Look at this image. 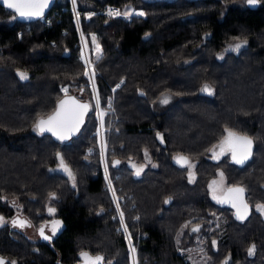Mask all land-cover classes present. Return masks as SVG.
Wrapping results in <instances>:
<instances>
[{
    "label": "trees",
    "instance_id": "1",
    "mask_svg": "<svg viewBox=\"0 0 264 264\" xmlns=\"http://www.w3.org/2000/svg\"><path fill=\"white\" fill-rule=\"evenodd\" d=\"M75 4L81 32L96 33L102 45L94 81L106 110V161L127 234L109 209L93 134L95 100L77 56L70 0H55L45 11L55 13L50 27L40 18L23 21L0 2V198L14 203L10 216L20 214L34 226L49 216V207L65 225L51 247L17 230L10 240L0 234V247L10 248L19 264H75L81 252L101 256L100 264H131L130 244L137 264H191L180 250L196 246L205 254L202 264H264V217L254 209L264 203V0L254 7L247 0ZM107 5L142 8L145 16L81 14ZM240 41L247 43L229 50ZM64 84L70 91H60ZM64 94L86 100L89 110L80 132L60 142L33 125ZM225 128L253 140L242 166L229 155L211 158ZM58 152L74 182L59 167ZM180 154L193 164V178L187 165L176 163ZM219 170L228 186L245 188L251 213L244 220L210 196L208 181Z\"/></svg>",
    "mask_w": 264,
    "mask_h": 264
},
{
    "label": "snow or ice",
    "instance_id": "2",
    "mask_svg": "<svg viewBox=\"0 0 264 264\" xmlns=\"http://www.w3.org/2000/svg\"><path fill=\"white\" fill-rule=\"evenodd\" d=\"M4 6L8 9H13L17 16L23 18H39L42 17L44 14V10L49 6L50 0H2ZM75 4V0H73ZM247 3L251 6H255L258 3V0H247ZM110 15H120L119 12H109ZM139 15H144V13H138ZM127 15V13H125ZM15 18V17H12ZM93 41H95V36H93ZM247 42L240 41L235 45H230L229 50L238 51L241 49ZM97 52H99V46H96ZM85 75H89L86 71ZM21 80L27 79L26 72H19L18 73ZM119 87V85H117ZM203 91L208 92L211 94V89L205 85L202 89ZM63 91L67 92V89ZM97 99V106H99V99ZM161 103H168V97L162 96ZM89 105L88 104H81L77 101L74 97H67L65 100H61L57 104L56 111L47 117L38 118L35 124L33 125L34 130L39 133L43 134L45 132H51L54 136H56L59 140L64 141L68 139L75 131L79 129L81 123H83V116L84 113L88 111ZM100 115L102 116L103 113L101 112ZM226 136L221 141V152L219 155H223L225 151L231 153L232 160L236 164H244L252 155V139L247 135H239L231 130L225 128ZM159 136V134H157ZM147 155V153H145ZM219 155H213L214 159H219ZM57 158L60 160L59 167L62 168L65 172H67L70 179L75 181V177L71 172V169L67 166L64 162L63 157L57 153ZM177 163L180 164H189L187 157H177ZM115 163H119L116 161ZM191 167V165L189 164ZM142 169H137L136 175L140 174ZM221 178L223 177V173L219 174ZM191 178V176H190ZM222 182V181H221ZM109 187H111V182H109ZM209 188L212 190L213 199L217 200L218 203H231L232 207L236 209V216L237 219L244 220L245 217L249 214L248 205L244 202V191L245 189L242 187H232L228 188L227 191L224 193L223 196H217V190L219 189V184L217 181H212L209 184ZM168 202L167 200L165 201ZM257 209L264 213V205H257ZM49 213H54L55 209L49 208ZM121 221H123V213H121ZM14 224H19V226L23 227L26 221H13ZM61 227V222L59 220H53L51 224V231L53 235L57 232L58 229ZM198 226L193 229V231H197ZM40 235L48 240L51 237L45 236L44 234V227L41 226L40 228ZM213 245H215V241H213ZM130 251L133 255V264H135V248L130 246ZM254 252V246L249 247L248 254L252 255ZM80 257L84 260V264H98L103 258L101 256L92 257L87 252H81ZM0 264H4L2 258H0ZM12 264H16L15 261H12Z\"/></svg>",
    "mask_w": 264,
    "mask_h": 264
},
{
    "label": "built area",
    "instance_id": "3",
    "mask_svg": "<svg viewBox=\"0 0 264 264\" xmlns=\"http://www.w3.org/2000/svg\"><path fill=\"white\" fill-rule=\"evenodd\" d=\"M70 10H72L74 17H75V21L77 24V28H78V32H79V39L76 42V47H77V56L78 58L83 62L84 66H85V70L89 73V75H86L88 78V84L89 86L93 89V91L95 90V81H94V74H95V70H96V61L102 56V45L101 42L99 41L96 33H90L88 36L84 35L79 27V19H78V15L80 14V11L77 9L76 4L73 3V0H70ZM119 12L120 15H110L109 12ZM136 13H140V10H136L133 12V14L135 15ZM81 14L83 16H85L86 18H89L90 16L94 15V14H99L102 15L105 18H112V17H122V18H128L130 15L132 14H124V11L116 6V5H107L103 8H100L98 10H85L82 11ZM53 15L54 14H50V15H43L42 17H40V20L43 22L44 26L46 27H50L53 23ZM93 36H95V41H93ZM89 38V40H88ZM89 43V45H88ZM91 44V46H90ZM99 46V52H97L96 46ZM124 79L121 78L119 80H117L111 87L110 90L112 93H114L116 91V89L118 88L117 85H119V87L121 86V84L123 83ZM95 98V111H96V125L93 131V134L96 136L97 138V142H98V146H99V152H100V157H101V172L102 175L105 178V185L106 187L109 189L111 195L113 196V199L115 200V205L118 209L119 212V206L116 202V195H115V188L113 186V178L110 175L109 169H108V164L106 161V149H107V132H108V127L105 125V112L104 110L101 108L100 104L99 106H97V97L96 95H94ZM108 106L112 107V98L108 99ZM103 113V115L101 116L100 113ZM109 182H111V187H109ZM120 213V217H121V212ZM121 220V218H120ZM122 223V230L124 231V233L127 234V228L126 225L123 221H121ZM132 244H130L131 246ZM132 247V246H131Z\"/></svg>",
    "mask_w": 264,
    "mask_h": 264
},
{
    "label": "rangeland",
    "instance_id": "4",
    "mask_svg": "<svg viewBox=\"0 0 264 264\" xmlns=\"http://www.w3.org/2000/svg\"><path fill=\"white\" fill-rule=\"evenodd\" d=\"M122 10L124 11V14L125 13L132 14L129 17H132V16H145V12H144V10L142 8H135V7L131 6V5H125V6H123L122 7ZM136 10H140V13L142 12V13H144V15H139L138 13H136L134 15L133 12L136 11ZM88 40H89V38H88ZM88 45H89V43H88ZM90 46H91V44H90ZM259 80H260V78H259ZM69 88H70V86L68 84H64V85H61L60 91L62 93H66L63 90L64 89H67V92H68V91H70ZM209 88L211 89V87H209ZM92 91H93V89H92ZM73 92H75V91H73ZM111 94H113V93L111 92ZM94 95H96V97H97L96 87H95V90L93 91V96ZM94 98H95V96H94ZM110 98H112V97H110ZM103 110H104V112H106L105 109H103ZM221 141L222 140H220L219 142H217L216 145L212 148V150H211V158H213L214 153L217 154V155L220 154V152H221V147H220ZM225 155H229L230 156V152L225 151L224 154L223 155H219V157H223ZM189 164L191 165V167L189 166ZM189 164H187V173H188L189 177L191 176V178H193L194 177L193 164H191L190 161H189ZM136 169H137V167H136ZM220 173H223V172H221L219 170L218 173L214 177L210 178L209 181H208L209 194H210V196L212 198H213V193H212V190L209 188V184L212 181L215 180L219 184V189L217 190V193H216L217 196H221V194L223 193V191L228 187L224 174H223V177L221 178V176L219 175ZM116 199H118V196L117 195H116ZM113 201H115V200L113 199ZM215 201L217 202V200H215ZM117 204L120 205L119 202H117ZM257 205H264V203H257V204L254 205V209L257 210V211H259L257 209ZM119 212L122 213L121 208H119ZM119 212H118V209H116L117 217L120 219L121 217H120V213ZM259 212L264 217V213H262L261 211H259ZM4 221H5V219L0 216V224L3 223ZM219 223L220 222H217L216 225L219 226ZM121 228H122V223H121ZM46 229H47V231H46L47 233L53 234L52 231H51V224H49L48 226H46ZM27 233H29L30 239L34 241L35 240V235H36L35 233H36V231H33V230L32 231H27ZM131 246H132V248H135L134 245H131ZM180 251L182 253H185L187 255V258H188V260L190 261L191 264H202L203 261H204L205 254L203 253V250H202V248L200 246L182 248ZM130 263L133 264V255H132L131 251H130ZM137 263H138V257H137V252H136V248H135V264H137Z\"/></svg>",
    "mask_w": 264,
    "mask_h": 264
},
{
    "label": "flooded vegetation",
    "instance_id": "5",
    "mask_svg": "<svg viewBox=\"0 0 264 264\" xmlns=\"http://www.w3.org/2000/svg\"><path fill=\"white\" fill-rule=\"evenodd\" d=\"M225 136H224V138H225ZM142 167H143L142 165L137 166V169L138 168L141 169ZM108 169H109V167H108ZM112 184L114 186V183H112ZM104 186L109 191V189L106 187V185H104ZM114 190H115V195H117L116 188ZM109 193H110V191H109ZM110 195H111V193H110ZM111 198H112V205L109 207V209H114L115 208V210H116L117 207L115 205V202L113 201V196L112 195H111ZM116 202H119V199H116ZM10 203H11L10 199L7 200V199L0 198V216L5 219V221L0 224V234L2 236L6 235L7 236V240H10V232L13 231V230H17V231L23 233L27 238H30L29 233H27V231H32L33 230V231H36L35 240H34L35 242H39L40 241V242H42L44 244H47V245H49L51 247V243H52V240L54 239V237H56L63 230V228L65 227V225L63 224L62 219L60 217H58V216H52V213H48L49 216L48 217H44V222L43 223H40V224L34 226L33 224L28 222L27 219H25L20 214L16 213V214H12V216H10ZM11 204H14V203H11ZM118 206L120 208V205H118ZM49 208H51V207H49ZM53 220H59L61 222L60 229L57 230L55 235L50 234L52 236V240L51 241H47V242L46 241H42L40 239V236H39V233H38V227L39 226H43L44 227V231L46 232L47 231L46 226H48L49 224H52ZM13 221H26V223L24 224L23 227H21V226H19L18 223L14 224ZM123 222H124V220H123ZM90 256L95 257L94 255H90ZM0 258L3 259L4 264H12V261H15V259L10 256V248L4 249V248L0 247ZM80 260H82V258H80L78 261H80ZM15 262H16V264H19L17 261H15ZM82 264H84V260H83Z\"/></svg>",
    "mask_w": 264,
    "mask_h": 264
},
{
    "label": "water",
    "instance_id": "6",
    "mask_svg": "<svg viewBox=\"0 0 264 264\" xmlns=\"http://www.w3.org/2000/svg\"><path fill=\"white\" fill-rule=\"evenodd\" d=\"M55 0H50V4H49V6L44 10V13H45V11L53 4V2H54ZM0 2L3 4V2H2V0H0ZM4 5V4H3ZM257 5V4H256ZM255 5V6H256ZM251 6V5H250ZM252 7H254V6H252ZM13 10V9H12ZM44 15V14H43ZM19 17V16H18ZM21 20H23V21H30V20H34V19H37V18H23V17H19ZM40 18V17H39ZM67 97H74L77 101H79L81 104H88V102L86 101V100H83V99H80L77 95H75V94H64L61 98H59L58 100H57V102H56V105H55V108L49 113V114H47L46 116H43V117H40V118H44V119H47V117L48 116H50V115H52L55 111H56V108H57V104L61 101V100H65ZM89 105V104H88ZM88 110H89V108H88ZM88 112V111H87ZM87 112L86 113H84V116H83V123H81L80 124V126H79V129L77 130V131H75L68 139H66V140H64V141H61V140H59L56 136H54L51 132H45V133H48V134H50V135H52L53 136V138L55 139V140H57V141H60V142H67V141H69L72 137H74V136H76L79 132H80V130L82 129V127H83V125H84V123H85V120H86V115H87ZM160 136V135H159ZM158 136V137H159ZM252 139V138H251ZM253 141V140H252ZM253 149H254V144L252 145V152H253ZM60 155H61V152H58ZM177 157H187L186 155H183V154H180V155H178V156H176V158ZM188 158V157H187ZM230 159H231V161L233 162V163H235L233 160H232V156H231V153H230ZM188 161H189V159H188ZM176 163H177V159H176ZM177 164H179V165H181V166H184V165H187V164H180V163H177ZM236 164V163H235ZM236 165H239V166H242V165H240V164H236ZM232 187H242V188H244L243 186H241V185H231V186H228L224 191H223V193L221 194V196H223L224 195V193L227 191V189L228 188H232ZM245 189V188H244ZM244 202L248 205V210H249V214L251 213V206H250V204L248 203V201H247V199H246V190L244 191ZM221 205H223V206H226V207H229V208H231L232 210H233V214H234V217L235 218H237V216H236V209L235 208H233L232 207V204L231 203H221ZM249 214L245 217V218H247L248 216H249ZM240 220V219H239ZM40 228H41V226H39L38 227V233H39V236H40V239L42 240V241H51L52 240V236L50 235V234H48V233H46L45 231H44V234H45V236H49V237H51L50 239H48V240H46V239H44L41 235H40ZM90 255V254H89ZM80 256V255H79ZM94 256H96V255H94ZM81 258V257H80ZM83 263V259L82 260H80V261H78V262H76L75 264H82ZM101 263V261L98 263V264H100Z\"/></svg>",
    "mask_w": 264,
    "mask_h": 264
}]
</instances>
